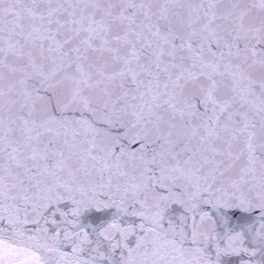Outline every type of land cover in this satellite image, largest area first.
<instances>
[{
	"label": "water",
	"instance_id": "95a60500",
	"mask_svg": "<svg viewBox=\"0 0 264 264\" xmlns=\"http://www.w3.org/2000/svg\"><path fill=\"white\" fill-rule=\"evenodd\" d=\"M0 264H264V0H0Z\"/></svg>",
	"mask_w": 264,
	"mask_h": 264
}]
</instances>
